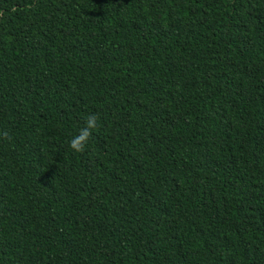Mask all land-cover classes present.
Listing matches in <instances>:
<instances>
[{"label":"trees","instance_id":"16d2710c","mask_svg":"<svg viewBox=\"0 0 264 264\" xmlns=\"http://www.w3.org/2000/svg\"><path fill=\"white\" fill-rule=\"evenodd\" d=\"M0 264H264V0H0Z\"/></svg>","mask_w":264,"mask_h":264},{"label":"clouds","instance_id":"9594fccd","mask_svg":"<svg viewBox=\"0 0 264 264\" xmlns=\"http://www.w3.org/2000/svg\"><path fill=\"white\" fill-rule=\"evenodd\" d=\"M100 126L101 125H100L99 115L95 113L88 114L84 118V126L70 140L69 142L70 148L74 152H78V153L83 152L90 138L93 135V130L98 129Z\"/></svg>","mask_w":264,"mask_h":264}]
</instances>
